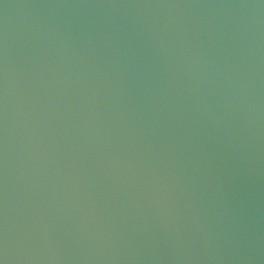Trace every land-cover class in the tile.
<instances>
[{"label": "water", "instance_id": "1", "mask_svg": "<svg viewBox=\"0 0 264 264\" xmlns=\"http://www.w3.org/2000/svg\"><path fill=\"white\" fill-rule=\"evenodd\" d=\"M0 264H264V0H0Z\"/></svg>", "mask_w": 264, "mask_h": 264}]
</instances>
